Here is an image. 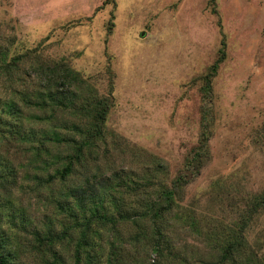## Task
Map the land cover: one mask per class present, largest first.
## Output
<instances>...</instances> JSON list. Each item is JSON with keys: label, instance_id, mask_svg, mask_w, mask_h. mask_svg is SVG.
I'll return each mask as SVG.
<instances>
[{"label": "rangeland", "instance_id": "obj_1", "mask_svg": "<svg viewBox=\"0 0 264 264\" xmlns=\"http://www.w3.org/2000/svg\"><path fill=\"white\" fill-rule=\"evenodd\" d=\"M222 37L225 56L205 95L201 77ZM10 41L11 49L68 64L93 94L109 98L106 127L117 141L107 137L111 170L138 175L162 164L171 177L205 126L209 157L183 202L214 220L230 215L229 203L263 193L264 0H214V8L210 0H0V46ZM31 73L27 84L35 81ZM10 191L25 209L27 222L16 227L23 248L34 242L33 230L43 234L49 222L60 228L55 205L43 201L46 191ZM256 219L249 238L263 240L264 209ZM134 231L130 221L121 227L126 236ZM175 232L174 249L205 254L198 235ZM134 251L136 264L159 260L149 249ZM40 256L23 261L41 264Z\"/></svg>", "mask_w": 264, "mask_h": 264}, {"label": "trees", "instance_id": "obj_2", "mask_svg": "<svg viewBox=\"0 0 264 264\" xmlns=\"http://www.w3.org/2000/svg\"><path fill=\"white\" fill-rule=\"evenodd\" d=\"M10 43L0 46V264H27L23 258L33 255H41V264H136L140 251L134 250L148 249L159 259L149 264H264V239L249 238L264 209V191L244 204L229 203L230 215L214 220L183 202L186 186L209 157L205 126L171 177L162 164L138 175L111 170L107 137L117 141L106 127L109 98L93 94L61 60L17 51ZM220 44L218 58L201 77L205 95L225 56L223 37ZM29 72L35 81L27 84ZM16 185L37 197L46 191L43 201L58 214L60 228L54 231L49 222L43 234L33 230L30 249L23 248L16 228L27 222L11 195ZM129 221L135 231L126 236L121 227ZM177 228L198 235L205 254L174 249Z\"/></svg>", "mask_w": 264, "mask_h": 264}]
</instances>
